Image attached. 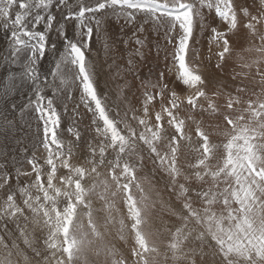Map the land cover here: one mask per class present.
Listing matches in <instances>:
<instances>
[{
	"label": "snow or ice",
	"instance_id": "6c2138e0",
	"mask_svg": "<svg viewBox=\"0 0 264 264\" xmlns=\"http://www.w3.org/2000/svg\"><path fill=\"white\" fill-rule=\"evenodd\" d=\"M203 9L214 10L212 24ZM197 19L218 49L209 48L216 61L207 73L190 48ZM0 22L9 32L0 126L13 128L8 116L29 110L43 125L31 154L21 149L30 171L0 149V264H264V0H0ZM101 39L110 79L125 77L112 105L89 61ZM130 41L137 47L120 64ZM127 76L139 81V108L126 95L135 86ZM71 88L80 91L79 122L65 142L56 101ZM29 90L18 104L16 94ZM185 148L194 163H181ZM113 231L131 239L127 253L97 246ZM153 235L166 237L163 250Z\"/></svg>",
	"mask_w": 264,
	"mask_h": 264
},
{
	"label": "rangeland",
	"instance_id": "374dc122",
	"mask_svg": "<svg viewBox=\"0 0 264 264\" xmlns=\"http://www.w3.org/2000/svg\"><path fill=\"white\" fill-rule=\"evenodd\" d=\"M57 13H58L57 14L58 19L62 20V17L59 15L58 11H57ZM203 14L205 17V22L208 24H212L213 23V17L215 16L214 10L203 9ZM59 16H60V18H59ZM72 23L74 24L75 21H73ZM121 23H122V21H121ZM163 23L167 24V23H169V21H163ZM214 26H217L218 28H220L222 30V29H224L225 24L217 18L215 20ZM2 27H3L2 22H0V28H2ZM29 27H31V25H29ZM39 30H43V26H40ZM70 31L74 32L75 29H70ZM243 31H244V29H243V27H241V34L243 33ZM179 32H180V29L177 26V29H176V32L174 33V35L178 34ZM0 35H1L0 38L2 37L3 40H5L4 38H6L3 36H7V38L5 40L6 42L4 41V45L5 44L6 45L5 46L3 44L1 45V47H2L1 58H3L6 55V53L8 52V45H9V38H8L9 36L8 35H9V32L6 31L4 28H2V30H0ZM211 35H212V33H211L210 28H206L203 32L201 31L200 20L197 19L195 22V27H194L195 41H190V48L195 47L199 51L200 61H202V63H199V68L202 72H205V73L213 71L212 66L215 64V61H216V57H215V55H213L211 65L209 64V62L207 60V57L209 55V48H211V52L213 54L218 51V49L214 43L210 44ZM130 36H131V32L129 31V32H127V34L123 38H127ZM153 39L155 40L156 37L154 36ZM159 43L162 46H166L167 51L169 53H171L173 51L172 45L168 44V42L163 38V31L161 32V36L159 38ZM244 46L248 47L247 44H245ZM93 47H94V51L91 54V56L89 57V61L92 64L94 71L96 73L95 78L98 81V91L102 96L106 94L108 96L109 105H112V101L116 99L117 85L118 84H120V85L124 84L125 77L120 76V77H116L115 80L110 79V76L115 74V69H113L111 71V73L109 72L108 65L112 63V60L109 59V57L106 55L103 39H101L99 42L94 43ZM136 47L137 46L135 45V43L130 41L128 46H127V49L125 50L123 44L121 43L119 52H120V54H122L124 56V59L119 60L118 63L126 64L128 53L132 52ZM251 58H255V56L253 55ZM48 59H51V57H49ZM188 59L191 60V53L189 54ZM164 64H165V62L163 61V53H162L158 71L164 69ZM150 66L151 65H149V67ZM45 67L51 68L52 65L45 62ZM143 72L145 74H147L148 67H144ZM145 78H146V75H145ZM155 78H156L155 76L152 77L153 80H155ZM69 79H71V75H69ZM126 79L135 85L132 88V91L126 92V95L128 96L129 100L131 101V104L134 105L135 107L139 108L140 105L136 103L137 96H139V93L137 92V89L139 88V81H133V78L131 76H127ZM0 89H2V86H0ZM149 90L151 91L152 89H149ZM177 90H178V92L181 93L182 97L186 93V90L183 89L182 85ZM258 90L259 89H257V91ZM69 92H70V97L68 96L67 93H64V94H62L64 98L62 100L56 101L57 110L61 113V128H60V130H58V135H59L60 139L64 140L65 142L69 141L72 138L70 136V134L67 132V128L70 126L73 119H75V120H77V122H79V118L74 116L73 109L76 108V106L80 103L79 102L80 91L78 88H71V89H69ZM134 93L136 95H134ZM29 94H30V90L25 92L24 96L22 97L24 102H22V103L19 101L21 99V96H19L20 99L17 101V103L20 105H22L23 103H26ZM46 94L51 95L52 94L51 90L48 89ZM16 96H18V93L16 94ZM65 106H66V110H65ZM125 106L127 107L128 105L126 104ZM159 109H160V104L155 103L154 104V110L158 111ZM77 111L78 112L84 111L82 104L77 109ZM129 115H131V113H129ZM181 115L183 116L184 114L181 113ZM36 116H37V114L31 110L26 111L22 116L17 115L15 118H13V116L9 115L8 120H10V121L14 120L15 126L13 128H7L4 126H0V149H3L6 152H9L11 155L15 156L21 162L20 165H18V166H21L24 170H27V171H30L31 169H30V166L27 165V163H26L25 154L21 151V149L24 146H22V148H21V146H19V145H22L25 142V144H26L25 148L29 147L28 155L31 154V144L36 139L38 123L40 124V129H41L40 134L42 136L43 125H42V122L37 121ZM89 120H90V115L85 116L83 123H80V128L82 129L84 127V125L86 123H88ZM12 134L16 137L13 138ZM7 135L9 138L7 137ZM212 139H213L214 143L219 144V143H221L223 137H217L216 135H213ZM195 140H196V137L193 136V142H195ZM12 145H15V146H12ZM195 146H196L195 143H193V147H195ZM37 156L41 157V159H43L44 157H46V153L43 152V150H41V151L37 152ZM195 156H196L195 152L191 151L188 148H185L184 150H182V153H181V163H185V164L188 162L194 163L195 162ZM150 167H151V165H149V168ZM139 175L143 176L144 173L141 172V173H139ZM158 179H159V176H157V180ZM157 188L161 190V195L165 199H167L169 193L167 191H163V185L157 184ZM95 207L99 208L100 204L95 203ZM117 207L120 208L122 212L125 211L122 202L118 203ZM164 220L166 222H169V223L178 222V221H175L174 218L170 221L169 217L167 215L164 216ZM155 231H156V229L154 228L153 232H155ZM152 239L158 245H160L161 250H163L162 241L166 242V237L164 235H159V236L153 235ZM131 243H132L131 239H129L127 244L124 241L119 240L118 237H116L115 232L113 231L110 235H106L103 241H97V246H100L103 244H115V246L118 249H120V251L127 253L128 248L130 247ZM30 255H31V253H30ZM92 258L94 259L95 257L93 256ZM100 259H103V256H101ZM160 264H163L162 260L160 261Z\"/></svg>",
	"mask_w": 264,
	"mask_h": 264
},
{
	"label": "bare ground",
	"instance_id": "6f19581e",
	"mask_svg": "<svg viewBox=\"0 0 264 264\" xmlns=\"http://www.w3.org/2000/svg\"><path fill=\"white\" fill-rule=\"evenodd\" d=\"M56 14H58V13H56ZM59 18H60V16H59ZM2 28H3V27H2ZM2 28H0V30H2ZM1 32H2V31H1ZM4 32H5V31H4ZM1 34H2V33H1ZM2 35H3V34H2ZM0 36H1V35H0ZM8 36H9V35H8ZM3 37H6V38H7V36H3ZM6 38H4V39L6 40ZM8 38H9V37H8ZM5 40H3L2 37L0 38V60H2V58H1V52H2V47H1V45H2V44L4 45V41H5ZM5 42H6V41H5ZM5 45H6V44H5ZM5 45H4V46H5ZM3 68H4V65H3L2 63H0V72L3 71ZM19 96H20V94L18 93V96L15 97L16 102L20 99ZM19 101H20L21 103L24 102L23 99H22V97H21V99H20ZM24 116H25V115H24ZM19 128H20V127H19ZM10 134H11V133H10ZM10 134H9V135H10ZM7 137H8V135H7ZM12 137L15 138L16 136H14V135L12 134ZM8 138H9V137H8ZM5 139H6V138H5ZM21 140H22V139H21ZM19 141H20V140H19ZM24 141H25V140H24ZM8 142H9V141H8ZM20 143H21V142H20ZM7 146H8V145H7ZM12 146H15V145H12ZM19 146H21V148H22V146H24L23 148H25V147H26V144H25V142H24V144L19 145ZM23 148H22V149H23ZM28 148H29V147H28ZM11 150H12V149H11ZM10 152H11V151H10ZM21 159H22V158H21Z\"/></svg>",
	"mask_w": 264,
	"mask_h": 264
}]
</instances>
